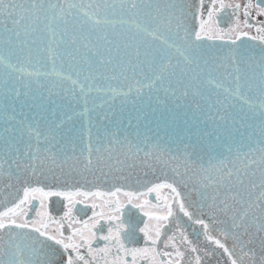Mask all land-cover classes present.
Segmentation results:
<instances>
[{
  "label": "snow or ice",
  "instance_id": "6c2138e0",
  "mask_svg": "<svg viewBox=\"0 0 264 264\" xmlns=\"http://www.w3.org/2000/svg\"><path fill=\"white\" fill-rule=\"evenodd\" d=\"M0 264H264V0H0Z\"/></svg>",
  "mask_w": 264,
  "mask_h": 264
}]
</instances>
